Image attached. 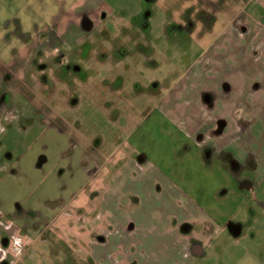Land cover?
Returning <instances> with one entry per match:
<instances>
[{
  "label": "rangeland",
  "instance_id": "rangeland-1",
  "mask_svg": "<svg viewBox=\"0 0 264 264\" xmlns=\"http://www.w3.org/2000/svg\"><path fill=\"white\" fill-rule=\"evenodd\" d=\"M246 5L248 0H0V212L32 242L25 248L14 240L18 229L0 218L2 263L102 264L83 257L71 241L63 243L50 227L85 182L86 169L112 170L133 159L144 179L123 197L128 210L141 205L138 195L144 198L155 177L194 206L187 224H174L191 242L178 238V249L169 251L174 258L164 250L156 256L174 264H264V169L253 161L233 165L231 178L169 116L189 117L186 104L197 92L178 93L193 69L223 64L224 57L212 54L225 35L264 33L262 20H254L251 30L246 24ZM190 21V35L173 32L177 26L190 31ZM236 59L246 70L252 63L243 54ZM243 173L258 185L244 188L250 183L238 180Z\"/></svg>",
  "mask_w": 264,
  "mask_h": 264
},
{
  "label": "crops",
  "instance_id": "crops-1",
  "mask_svg": "<svg viewBox=\"0 0 264 264\" xmlns=\"http://www.w3.org/2000/svg\"><path fill=\"white\" fill-rule=\"evenodd\" d=\"M229 1L236 3L239 0ZM248 3L250 7H245L250 10L251 16L247 15L246 24L251 30L254 20L264 22V0H248ZM248 33L234 30L228 37L225 35L222 44L212 54L213 57H224L223 64H211L210 61L208 65L191 71V82L178 93V97H183L194 90L197 92L196 100L193 101L191 96L192 102L186 104L189 117L186 113L177 115L169 112L180 133L194 139L202 152L210 151L219 166L230 171L231 178L235 176L230 170L233 165L245 167L253 161L258 168L264 169V33ZM242 54L252 58L248 70L243 68V62L236 59H240ZM227 57L230 58L228 61ZM197 73L200 75L197 76ZM211 88L216 89V94ZM206 94L210 95L206 99L207 104L202 100ZM193 106L200 113L199 122L194 121L196 118L193 120L190 113ZM184 119L188 122L184 123ZM199 137H202L200 142L196 141ZM238 155L243 158L241 164L233 161ZM225 157L231 166L225 163ZM142 169L133 159L118 163L112 170L107 165L94 167V173L86 169L85 182L56 214L50 228L54 229L59 239L66 241L63 243L71 241L83 257L93 262L114 264L117 260L120 264H174L169 256L161 258L156 254L164 250L167 251L165 254L174 258L180 240L191 242L187 233L174 224L178 220L180 225L187 224L194 206L185 195L176 193L169 181L154 176L152 187L155 186V189L148 185L146 189L149 192L144 198L138 195L141 205L128 210L123 197L136 192L129 186L143 182ZM237 178L240 182L250 183V186L244 184V188L258 185L255 177L248 173ZM156 187L159 192L155 191ZM0 218L3 221L1 212ZM3 223L18 229L12 233L14 240H20L25 248L32 246L31 240L23 236L11 220ZM224 223L228 226L229 221ZM178 233L181 235L178 236ZM3 244L6 245V241ZM170 248L174 250L171 254ZM31 257H36V254ZM4 263L0 258V264Z\"/></svg>",
  "mask_w": 264,
  "mask_h": 264
},
{
  "label": "flooded vegetation",
  "instance_id": "flooded-vegetation-1",
  "mask_svg": "<svg viewBox=\"0 0 264 264\" xmlns=\"http://www.w3.org/2000/svg\"><path fill=\"white\" fill-rule=\"evenodd\" d=\"M191 18L190 19L185 18V19L186 20H191ZM173 20H175L174 17H173ZM87 23L89 24V27L91 28V23L90 22H87ZM187 26L191 28L190 31H189V29H182L179 26H177L173 32L176 33V34H180V35H190L193 32L194 28H195L194 22L190 21Z\"/></svg>",
  "mask_w": 264,
  "mask_h": 264
}]
</instances>
